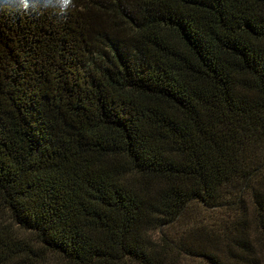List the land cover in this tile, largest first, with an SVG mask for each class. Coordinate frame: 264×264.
<instances>
[{
  "label": "trees",
  "instance_id": "obj_1",
  "mask_svg": "<svg viewBox=\"0 0 264 264\" xmlns=\"http://www.w3.org/2000/svg\"><path fill=\"white\" fill-rule=\"evenodd\" d=\"M14 7L0 264H264V0Z\"/></svg>",
  "mask_w": 264,
  "mask_h": 264
},
{
  "label": "clouds",
  "instance_id": "obj_2",
  "mask_svg": "<svg viewBox=\"0 0 264 264\" xmlns=\"http://www.w3.org/2000/svg\"><path fill=\"white\" fill-rule=\"evenodd\" d=\"M56 5L61 13L66 12L72 5L73 0H55ZM15 5L14 10L17 13H29L38 7V0H0V8H8Z\"/></svg>",
  "mask_w": 264,
  "mask_h": 264
}]
</instances>
